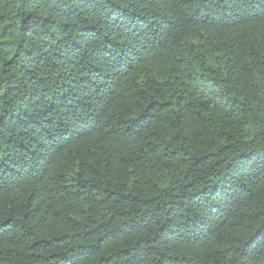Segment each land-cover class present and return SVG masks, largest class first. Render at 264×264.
I'll return each instance as SVG.
<instances>
[{
    "label": "trees",
    "instance_id": "trees-1",
    "mask_svg": "<svg viewBox=\"0 0 264 264\" xmlns=\"http://www.w3.org/2000/svg\"><path fill=\"white\" fill-rule=\"evenodd\" d=\"M0 264H264V0H0Z\"/></svg>",
    "mask_w": 264,
    "mask_h": 264
}]
</instances>
